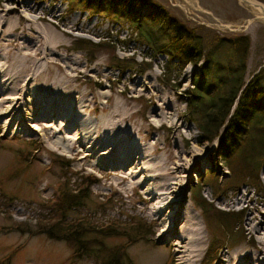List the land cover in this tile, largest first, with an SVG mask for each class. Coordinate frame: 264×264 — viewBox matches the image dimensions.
<instances>
[{"label":"rangeland","instance_id":"rangeland-1","mask_svg":"<svg viewBox=\"0 0 264 264\" xmlns=\"http://www.w3.org/2000/svg\"><path fill=\"white\" fill-rule=\"evenodd\" d=\"M150 1L162 6L186 28L194 29L205 41L213 33L223 38L247 36L250 47L245 82L264 67V20L254 8L240 0ZM254 1L264 5L262 1ZM70 8L64 0H0V264H71L67 260L71 249L65 242L4 227L33 226L51 214L44 205L56 196L58 183L68 180L69 186L76 189L88 177L90 200L70 211L67 219L85 217L98 227L114 223L117 226L133 218L145 221L150 226L145 239L131 243L120 235L104 240L106 248L130 243L125 252L133 264H204L213 236L218 246H222L213 264H264L263 192L244 181L238 187L227 185L226 190L222 186L215 197L207 183L206 176L212 168L222 183L229 173L218 159L219 138L200 143V133L185 117L182 92L192 88V76L199 69L185 65L178 74L175 71L173 77L178 76L175 81L180 84L179 91L163 86L159 81L167 56L154 57L153 51L128 25L122 26L81 7ZM77 39L103 45L84 48L77 44ZM31 46L41 51L28 56L29 76L12 80L13 67ZM44 57L47 61L42 60ZM115 58H132L136 64L121 70L116 67ZM145 63L150 64V69L137 72ZM175 64L177 61H173ZM9 97L21 100L19 105H11L16 108L8 114ZM50 111L54 118L43 121ZM159 115L165 117L163 122H159ZM77 116L96 131L115 122L117 137L124 138L117 143L121 149L136 142L137 146L146 145L144 152L150 155L152 163L144 165L149 169L145 187L134 185L130 170L122 172L128 179L118 176L121 169L112 171L111 168L117 167L114 154L105 161L108 166L103 163L98 166L97 160L108 150L96 157L90 156L94 151L79 150L75 142L81 140L83 144L86 140L77 129L71 131ZM110 142L113 143L111 139ZM172 154L180 157L183 167L180 166L175 177L167 174V179H157L168 165L175 167L178 161H172ZM54 160L67 166L62 169ZM203 177L205 181H201ZM257 177L264 187V162ZM143 179L144 176L140 178ZM195 188L200 189L201 197L214 209L241 212V221L232 231L239 232L235 241L224 240L214 220L210 229L206 227L201 210L193 203ZM144 192H148L147 198ZM163 199L166 200L162 202ZM181 199L185 212L195 211L199 215L204 235V243L192 257L176 251L181 227L173 217L176 219ZM238 199L243 201L239 205ZM168 201L163 213H151L153 207L163 208ZM116 231L123 232L122 225ZM74 264H95V261L85 257Z\"/></svg>","mask_w":264,"mask_h":264},{"label":"trees","instance_id":"trees-1","mask_svg":"<svg viewBox=\"0 0 264 264\" xmlns=\"http://www.w3.org/2000/svg\"><path fill=\"white\" fill-rule=\"evenodd\" d=\"M64 1L71 5V10L81 7L122 26L128 25L138 39L153 51L154 57L159 54L167 56L168 62L159 81L163 86L179 91L180 84L175 81L178 76L173 77L175 71L178 74L185 65L197 67L199 70L192 79V88L182 92L185 96V117L200 133V143L219 138L218 159L229 173V178L222 183L212 168L206 176L207 183L215 197L222 186L226 190L227 185L238 187L244 181H249L255 190L264 194V187H261L257 177V170L264 162V67L247 82L244 81L250 47L247 36L223 38L213 33L205 41L194 29L186 28L166 9L150 0ZM76 42L89 49L103 45V42L92 44L85 39H77ZM115 60L116 67L121 70L136 64L132 58ZM173 61L177 64L173 65ZM147 69H150V64L145 63L137 72ZM54 162L62 169L67 166L57 160ZM89 178L77 184L76 189L69 186L68 180L58 183L56 196L44 205L51 214L43 216L33 226L15 224L4 229L29 236L44 235L48 239L65 242L71 249L67 259L71 264L85 257L94 259L95 264H133L125 252L130 243L106 248L104 240L120 235L131 243L145 239L146 232H150V226L145 221L133 218L117 226L114 223L98 227L85 217L67 219L70 211L90 200ZM201 181H205L204 177ZM200 192L199 188L193 190V203L201 210L206 227L210 229L209 225L214 220L223 239L229 241L232 238L235 241L239 232L232 231L241 221V212H220L207 204ZM120 225L123 232L116 231ZM221 247L213 236L204 264H213Z\"/></svg>","mask_w":264,"mask_h":264},{"label":"bare ground","instance_id":"bare-ground-1","mask_svg":"<svg viewBox=\"0 0 264 264\" xmlns=\"http://www.w3.org/2000/svg\"><path fill=\"white\" fill-rule=\"evenodd\" d=\"M242 3L250 6L251 8H254L256 11H257V15L262 18L264 20V5L257 2V1H254V0H240ZM42 39V38H41ZM21 42V41H19ZM30 42V41H29ZM8 43V42H7ZM38 43H39V40H38ZM17 44V43H16ZM50 45V44H48ZM46 48V47H45ZM27 49V48H26ZM24 48V50H26ZM21 51V50H20ZM29 51V52H28ZM41 51V50H40ZM40 51L37 49L36 46H31L27 49V52L29 53H26L23 55V58L22 60L20 61V63L16 66V67H13L12 70H14L13 74H12V80H16L18 78H25V76H29V69H30V66L28 65L30 63V59L31 57L29 58L28 56H32V55H36L37 53L39 54ZM46 51V50H45ZM48 51V50H47ZM52 54V53H51ZM42 55V54H41ZM48 55H49V52H48ZM7 57V56H6ZM38 58V57H37ZM51 58V57H50ZM19 59V58H18ZM8 60V59H7ZM10 60V59H9ZM8 60V61H9ZM42 60L44 61H47V58L44 57ZM15 62V61H14ZM43 63V62H42ZM15 64V63H14ZM56 64V63H55ZM53 64V65H55ZM33 67V66H32ZM38 69V68H37ZM17 70V71H16ZM60 70V69H59ZM62 73V72H61ZM10 74V73H9ZM23 78V79H24ZM11 80V81H12ZM14 80V81H15ZM22 80V79H21ZM20 81V80H19ZM15 83V82H14ZM17 84V83H16ZM19 86V85H18ZM2 87V86H1ZM15 87V86H14ZM12 91V90H11ZM2 93V92H1ZM14 94V92H10V94ZM19 93V92H17ZM16 93V94H17ZM21 93V92H20ZM40 94V93H39ZM48 96V95H47ZM48 99V98H47ZM53 99V98H52ZM21 98H11L9 97V107L10 108H7V110L9 111V113H11L12 111H14V107H11V105L13 106H16L19 105V102H20ZM61 102V101H60ZM23 103V102H22ZM56 103V102H55ZM5 104V103H4ZM3 105V104H2ZM75 105V104H74ZM1 107V106H0ZM59 107V106H58ZM85 110V109H83ZM37 112V111H36ZM74 112V111H72ZM22 114V113H21ZM47 115V114H46ZM45 115V116H46ZM113 116V115H112ZM33 117V116H32ZM42 117V116H41ZM76 117V116H75ZM45 118V119H44ZM53 119L54 116H53V113L50 111V115L49 117H43V121L44 120H48V119ZM65 118V117H64ZM109 117H107V120H108ZM112 118V117H111ZM120 118V117H119ZM165 117L162 116V115H159V119L160 121L159 122H163V119ZM22 119V118H21ZM41 119V118H40ZM77 122L74 121V128L72 126L71 128V131H74L75 129H77L79 131V134L80 136L82 137V139L84 140H88V139H91V141L89 140V142L85 141L83 144L80 142V141H76L75 144L78 145V147H80L79 150L83 149L84 151H87L88 153L89 152H93L90 156H95L96 155H99V153H105V151H109L107 154H105V156H103L102 158H97V165L100 166L101 163H103V165H107L105 164L106 160L108 158L111 157V155L114 154V160L116 161V164L115 168H111L113 169L112 171H117L118 169H121V170H118L120 171V174H118V176H120L121 178L125 177L127 178L126 176L122 175V172L123 171H128L130 170V178L133 180L134 182V185H137V186H144L145 187V183L148 179H146V176L147 175L146 173L149 172V169H147L146 167H144V165L146 163H152L151 159H150V155L149 154H145L144 152V149H145V146L146 145H139L137 146L138 144L134 143V145H127L125 144L126 148L124 149H121L120 146L118 147V142L121 141L122 139L124 138H119L117 137L118 136V126L115 122L113 123H109V126L106 124L104 125L103 127H98L97 131L96 130H92L89 129L90 126H88V124L84 123L81 119L78 118L77 116ZM106 119V117L104 118ZM110 120V119H109ZM125 120V119H124ZM104 122V121H103ZM102 122V123H103ZM65 123V122H64ZM124 123V122H123ZM103 125V124H102ZM94 127V126H93ZM122 127V126H121ZM125 128V127H124ZM130 128V127H129ZM131 130V129H130ZM86 131V132H84ZM134 132V131H133ZM86 134V135H85ZM125 134V133H124ZM124 137V136H123ZM119 139L115 142V139ZM127 138V136H126ZM74 139V138H73ZM110 139L112 140L113 143L110 142ZM79 140V139H78ZM128 141L131 143V141L128 139ZM133 142V141H132ZM57 143V142H56ZM87 144V145H85ZM143 144V143H142ZM74 145V144H73ZM71 147V149H73L75 146ZM105 145H108L109 146V149H103L105 147ZM121 150H120V149ZM95 149V150H94ZM101 149H103L101 151ZM116 149H119V151H116ZM157 149V148H156ZM155 149V150H156ZM82 150V151H83ZM170 153V152H169ZM172 153V152H171ZM153 154V153H152ZM86 156V155H85ZM102 160V161H101ZM155 160V159H153ZM178 161L175 163V167H171L169 168V165L168 167H166L165 169L162 170L163 174L162 175H159V177L161 178H157V179H161V180H165L167 179L168 177H175V174H177L178 170L183 167V163H181V159L179 156H175L174 154H172V161ZM112 162V161H111ZM110 162V163H111ZM115 163V162H114ZM167 165V164H166ZM108 166V165H107ZM126 166V167H125ZM147 166V165H146ZM149 166V165H148ZM153 166V164H152ZM151 166V167H152ZM162 166V165H161ZM179 166V167H178ZM181 166V167H180ZM157 167V166H156ZM150 168V166H149ZM153 168V167H152ZM155 168V167H154ZM109 169H110V166H109ZM183 169V168H182ZM156 170H159V168H156ZM153 170L151 169L150 172H152ZM155 171V170H154ZM160 171V170H159ZM180 171V170H179ZM143 174L144 176V179L143 180H140V175ZM168 174V177L166 178V175ZM157 176V175H156ZM128 179V178H127ZM148 184V183H147ZM164 186H166L164 184ZM148 192H150V194L152 195V191L151 190H148ZM148 192H144V194L146 195V198H147V195ZM162 194H165L164 196H166V194H169V193H162ZM168 199V197H167ZM164 200L166 199H163L162 202H164ZM243 201L242 199H238L237 200V204H241ZM170 202H166L165 204H163V208H155L153 207V209H151V213L152 214H161L163 213V209L165 206H167ZM183 199H181L179 202H178V209H179V212L177 213V216H176V219H174L173 217V220L175 221V223H178L179 227H181V231H180V234H179V237H178V242H177V252H179V254H183V256L185 257H189V256H193L194 253L196 252V248L197 247H200L203 243H204V235L203 234V230L202 228L200 227V221H199V215L198 214H195L194 212H191V213H187L185 212V208L183 206ZM181 208V209H180ZM157 209V210H156ZM159 209V210H158ZM183 211V212H182ZM158 219H160V217H157ZM258 232V231H257ZM178 236V235H177ZM264 238V237H263ZM194 247V248H193ZM200 250V248H198ZM180 257V256H178Z\"/></svg>","mask_w":264,"mask_h":264},{"label":"water","instance_id":"water-1","mask_svg":"<svg viewBox=\"0 0 264 264\" xmlns=\"http://www.w3.org/2000/svg\"><path fill=\"white\" fill-rule=\"evenodd\" d=\"M194 75H195V73L193 74L192 79H193Z\"/></svg>","mask_w":264,"mask_h":264}]
</instances>
